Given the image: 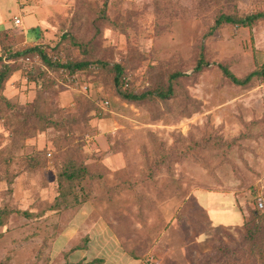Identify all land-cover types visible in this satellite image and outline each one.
I'll return each instance as SVG.
<instances>
[{"label": "rangeland", "instance_id": "374dc122", "mask_svg": "<svg viewBox=\"0 0 264 264\" xmlns=\"http://www.w3.org/2000/svg\"><path fill=\"white\" fill-rule=\"evenodd\" d=\"M104 1L110 19L102 23L96 18ZM19 2V17L39 22L52 56L90 57L73 36L94 48L92 57L125 65L127 89L167 84L174 71L185 76L175 81L173 97L134 104L117 94L108 72H84L92 86L85 93L54 72L31 80V69L10 60L18 69L0 88V209L12 213L0 226V264L174 258L160 241L170 226V234L180 229L188 241L186 264H264L244 238L242 214L233 228L213 229L196 202L213 206L229 193L244 215L258 209L259 196L264 201V79L235 85L219 66L238 77L264 67V20L212 28L223 12L264 11V0ZM17 3L10 0L11 12ZM13 28V35H0L4 60L35 43H24L21 28ZM30 34L36 38L37 30ZM201 55L205 66L196 70ZM38 99L48 123H31ZM58 145L94 175L84 181L91 209L58 201Z\"/></svg>", "mask_w": 264, "mask_h": 264}, {"label": "trees", "instance_id": "16d2710c", "mask_svg": "<svg viewBox=\"0 0 264 264\" xmlns=\"http://www.w3.org/2000/svg\"><path fill=\"white\" fill-rule=\"evenodd\" d=\"M104 6H100L98 9L97 21H101L102 23L107 22L110 18L106 14L107 9V1H104ZM264 20V11L258 12H251L245 15H235L230 13H220L216 20L215 24L212 27L216 29L218 27L223 26L226 23L236 24L241 27H253L257 24L258 21ZM34 29L37 30V37L30 41L35 42L34 45H31L24 49H19L10 52L9 56L3 58L0 55V61H2L0 66V88H2L5 80L11 76L13 72H15L18 68L11 65V59L20 60L21 57H31L39 55L43 61V65H35V67L30 71V78L31 80L36 79L40 82V77H44L46 72H54L58 75L61 74L63 78H65L61 72V69H66L70 74L71 73H80L82 74L86 71L99 73V72H108L110 75L113 76V83L117 90V94L124 100L134 103V104H141L146 100L160 98L162 100H166L168 98L173 97L175 93H177L176 88L174 87L175 81L178 78L185 76V73L182 71H174L171 72L169 75V81L167 84L156 85L154 87L149 88L146 91H133L124 87L126 82L127 76V69L126 66L120 63L110 64L107 61H103L100 58L92 57V52L94 48L92 46H86V41H81L79 37H73L72 41L73 44L84 46L83 51L88 53L90 57H86L85 59L80 60H71L68 61L66 59H55L54 56L49 54L46 46L40 41L42 39L41 36V28L35 27ZM15 31V30H14ZM13 30L9 29L8 31L1 32V34H12ZM13 35V34H12ZM70 35V34H69ZM63 36L67 37L68 35L64 34ZM13 44V43H12ZM205 56L201 55L198 60V65L196 70H200L205 66ZM41 66V67H40ZM220 69L222 70L223 74L232 81L235 85L240 86H248L252 83L254 79L263 78L264 79V67L260 69H256L244 77L236 76L227 66L219 65ZM23 67V66H22ZM24 68V67H23ZM45 81V79H41ZM71 83L65 82V86L70 85ZM71 87V86H70ZM92 90V88H91ZM90 90V91H91ZM89 91V92H90ZM87 92V93H89ZM101 104V100H100ZM42 102L38 99L32 103V114L34 115V120L31 122L33 124H38V122H46L50 120L48 114L44 110H40ZM46 126V125H45ZM42 127L41 129H43ZM62 150V152H59ZM68 150L63 149L61 146L58 145V151L53 154V159L55 166L58 168L56 182H57V199L61 203H65V206L71 205H82L87 202H91L92 195L89 191H85L84 181L87 177L90 176L91 179L94 178V175H89V170L87 167L78 161L72 154H67ZM45 157V152L42 153ZM62 155V157H61ZM60 157L62 161H60ZM37 165V163H35ZM35 164H32L36 166ZM258 197V196H257ZM61 200V201H60ZM57 205V204H56ZM55 205V206H56ZM60 205V204H59ZM258 205V203H257ZM54 206V207H55ZM264 207L258 209H254L253 212L244 213V222L243 224L247 226V233L244 235V238L247 242H250L254 246V251L258 252L264 258ZM12 213L11 208H2L0 209V226L5 225L8 222V217ZM251 216V217H250ZM218 252L224 253L226 248L223 245H220L216 248ZM132 257L139 258L133 251H128ZM103 260L98 258L94 259L89 262H69L68 264H99ZM210 261L215 263L219 261V258H211Z\"/></svg>", "mask_w": 264, "mask_h": 264}, {"label": "crops", "instance_id": "0c3cea01", "mask_svg": "<svg viewBox=\"0 0 264 264\" xmlns=\"http://www.w3.org/2000/svg\"><path fill=\"white\" fill-rule=\"evenodd\" d=\"M18 2V3H17ZM16 8L14 7V12H11L10 7H8V4H10V0H0V33L4 31H8L9 29L14 31V26L20 27L22 33V38H24V43L29 42V40L35 39L33 35L30 34V31L34 29L35 27L42 28L39 24V22L36 21L34 17L31 16L30 22L24 23V17L21 16L23 22L21 25H16L14 23L15 16H19L22 14L23 8L20 5L19 0H16ZM22 9V10H21ZM12 13V14H11ZM229 195V193H228ZM226 193H221L220 196H223L221 199L222 201H218L216 205L213 206H206L202 203H200L196 197L197 204L202 207V209L206 212V215L208 216V220L210 223H213L215 226L212 227L213 229L216 228H224V229H231L236 224L241 221V214H242V222L244 221V215L240 211V208L238 207V202L236 200H233L232 196H228ZM228 196V200H227ZM85 203L82 205V208L84 207H91L92 204ZM208 203V202H207ZM212 224V225H213ZM171 227V226H170ZM169 227V228H170ZM169 228L164 232L163 236L160 238V241L164 239L167 243H169L171 246V251L168 253H171L174 258H167L162 260H154V261H145L142 259H121V260H112V262H106L107 264H186L185 259L188 256V253L186 252L185 246H187V239L184 237L182 231L179 229L174 231V233L170 234ZM201 236V235H200ZM200 237L197 235L195 237V240H199ZM174 241L178 242V246L176 248H172L173 245H176ZM183 244H180V243ZM179 247V248H178ZM168 255V254H167ZM166 255V256H167Z\"/></svg>", "mask_w": 264, "mask_h": 264}, {"label": "built area", "instance_id": "2783aa9c", "mask_svg": "<svg viewBox=\"0 0 264 264\" xmlns=\"http://www.w3.org/2000/svg\"><path fill=\"white\" fill-rule=\"evenodd\" d=\"M23 22L22 18L19 17V16H15L14 18V23L16 25H21ZM62 57V54H59V55H55L54 58L55 59H59ZM20 63L21 65L24 67V68H27L28 70H32L35 65H43V61L41 59V57L39 55H36V56H27V57H21L20 59ZM61 72L63 74V76L66 80V82L68 83H71L69 86L71 87H74V88H77L78 90L82 91V92H89L92 88V86L85 82L83 79H82V76L80 75V73L76 72V73H69L66 69H61ZM109 100L108 99H104V100H101V106L104 108V109H107L109 107ZM257 203H258V206L259 208H263L264 207V201H263V198L261 196H259L257 198Z\"/></svg>", "mask_w": 264, "mask_h": 264}]
</instances>
